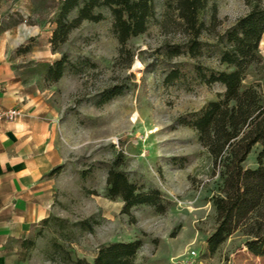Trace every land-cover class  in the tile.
I'll use <instances>...</instances> for the list:
<instances>
[{
	"label": "rangeland",
	"instance_id": "obj_1",
	"mask_svg": "<svg viewBox=\"0 0 264 264\" xmlns=\"http://www.w3.org/2000/svg\"><path fill=\"white\" fill-rule=\"evenodd\" d=\"M3 1L2 25L10 37L20 38L15 64L24 67L26 82L37 89L40 117L50 129L43 143L48 164L43 176L52 190L48 219L32 227V244L9 264H62L53 241L91 262L100 245L135 238L140 240L135 264H181L188 249L197 254L194 264H264V257L246 249L239 230L212 252L206 249L205 237L215 223L210 198L220 178L210 173L196 131L179 122L223 92L217 82L204 83L196 66L204 73L229 69L218 60L217 35L246 11L242 1H206L199 17L207 25L214 6L216 21L200 33L192 57L172 0H152L154 14L145 31L129 38L121 53L105 9H99V21L80 22L52 49L60 0ZM259 52L264 59V34ZM62 55L55 77L49 68L55 70ZM258 81L264 101V77ZM110 89L116 93L106 97ZM257 149V143L251 146L243 166L255 164ZM117 152V166L129 180L141 190L158 189L162 210L137 203L124 212L119 197L105 195L106 171ZM86 218L91 229L80 223Z\"/></svg>",
	"mask_w": 264,
	"mask_h": 264
},
{
	"label": "trees",
	"instance_id": "obj_2",
	"mask_svg": "<svg viewBox=\"0 0 264 264\" xmlns=\"http://www.w3.org/2000/svg\"><path fill=\"white\" fill-rule=\"evenodd\" d=\"M207 0H172V6L181 31L188 35L187 53L197 54L202 31L212 29L216 21L215 8L211 7L209 22L199 17ZM246 11L221 35L218 60L229 69L208 70L204 73L196 66V74L204 83L217 82L223 92L216 99L206 102L199 110L191 111L188 118L179 122L190 125L210 159V173L217 172L220 183L211 195L214 210V226L206 235V249L212 252L234 230L244 235L243 244L254 255L264 257V101L258 79L264 77V59L259 52V41L264 33V0H241ZM105 9L110 17V30L118 43V53L124 50L126 41L145 31L147 21L153 17L152 0H60L55 16V27L49 38L52 49L63 42L71 29L80 22H96L102 18L99 9ZM74 11L70 17L69 13ZM177 53V48L173 50ZM49 72L58 76L60 62ZM131 58L128 52V60ZM166 76V79L171 77ZM248 77H251L248 79ZM263 91V90H262ZM110 89L106 97L115 94ZM258 144L253 166H243L242 161L253 144ZM120 153L112 159L106 171L104 193L107 197L122 200L120 210L127 212L137 203H147L162 210L163 204L157 188L141 190L119 168ZM59 165L50 171H55ZM48 215L40 219L45 222ZM82 226L91 229L86 218ZM32 238L20 240L23 246L32 244ZM54 242V251H60L62 264H135L134 254L140 240H114L100 245L92 261L71 256L70 252Z\"/></svg>",
	"mask_w": 264,
	"mask_h": 264
},
{
	"label": "crops",
	"instance_id": "obj_3",
	"mask_svg": "<svg viewBox=\"0 0 264 264\" xmlns=\"http://www.w3.org/2000/svg\"><path fill=\"white\" fill-rule=\"evenodd\" d=\"M0 0V107L17 106L21 113L0 120V264L11 263L36 223L49 214L52 190L43 174L48 123L40 117L37 89L26 82L21 56L15 54L20 38L10 37L2 25L7 6ZM8 11V9H7ZM264 34V33H263Z\"/></svg>",
	"mask_w": 264,
	"mask_h": 264
},
{
	"label": "built area",
	"instance_id": "obj_4",
	"mask_svg": "<svg viewBox=\"0 0 264 264\" xmlns=\"http://www.w3.org/2000/svg\"><path fill=\"white\" fill-rule=\"evenodd\" d=\"M21 113V109L17 106L0 107V120H11ZM197 256L194 249H188L183 257L179 259L181 264H194Z\"/></svg>",
	"mask_w": 264,
	"mask_h": 264
}]
</instances>
